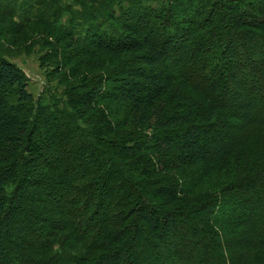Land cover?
<instances>
[{
  "label": "trees",
  "instance_id": "16d2710c",
  "mask_svg": "<svg viewBox=\"0 0 264 264\" xmlns=\"http://www.w3.org/2000/svg\"><path fill=\"white\" fill-rule=\"evenodd\" d=\"M5 1L0 264H264V0Z\"/></svg>",
  "mask_w": 264,
  "mask_h": 264
},
{
  "label": "rangeland",
  "instance_id": "374dc122",
  "mask_svg": "<svg viewBox=\"0 0 264 264\" xmlns=\"http://www.w3.org/2000/svg\"><path fill=\"white\" fill-rule=\"evenodd\" d=\"M146 4H153L150 0H145ZM6 5L5 0H0V7ZM130 3L125 2L124 7H130ZM158 6V4H154ZM13 6V5H11ZM116 11L120 13L119 8ZM17 20V18H15ZM66 16L64 21H66ZM7 18H0V29L8 34L0 37V57L9 59L20 67L29 78V91L35 98L43 97L48 101V91L53 88V93L57 87L58 78H50V58L47 46V38H43L44 29L40 26H31L21 33H13L14 28ZM18 22V20H17ZM47 59H46V57ZM41 59L45 60V66L41 65ZM59 92L64 91V86L59 87ZM56 92V93H59ZM32 239V237H30Z\"/></svg>",
  "mask_w": 264,
  "mask_h": 264
}]
</instances>
